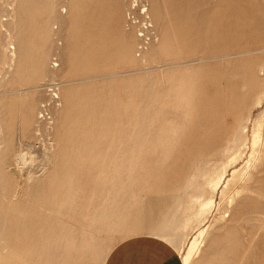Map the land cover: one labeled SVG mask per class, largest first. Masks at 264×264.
<instances>
[{"label": "rangeland", "instance_id": "obj_1", "mask_svg": "<svg viewBox=\"0 0 264 264\" xmlns=\"http://www.w3.org/2000/svg\"><path fill=\"white\" fill-rule=\"evenodd\" d=\"M34 211L264 264V0H0V243Z\"/></svg>", "mask_w": 264, "mask_h": 264}, {"label": "crops", "instance_id": "obj_2", "mask_svg": "<svg viewBox=\"0 0 264 264\" xmlns=\"http://www.w3.org/2000/svg\"><path fill=\"white\" fill-rule=\"evenodd\" d=\"M20 215L3 216L0 264H182L168 241L151 234L111 242L107 251L105 226L89 214Z\"/></svg>", "mask_w": 264, "mask_h": 264}, {"label": "bare ground", "instance_id": "obj_3", "mask_svg": "<svg viewBox=\"0 0 264 264\" xmlns=\"http://www.w3.org/2000/svg\"><path fill=\"white\" fill-rule=\"evenodd\" d=\"M134 2V1H133ZM129 6H132V4H129ZM242 8H244V7H242ZM129 10V9H128ZM241 14V13H240ZM236 16H239V15H236ZM246 16V15H245ZM233 17V16H232ZM115 19L119 22L121 19H122V15L117 11L116 12V15H115ZM248 19V18H247ZM120 23V22H119ZM21 46H23L21 43H18V46H17V50H14L13 52L14 53H17L18 55L19 54H21V52L22 53H24V54H26V53H28L29 52V50H27V49H25V48H22L21 49ZM190 61V60H189ZM59 66V65H58ZM244 127V126H243ZM243 136V135H242ZM239 138V137H238ZM240 141V140H239ZM207 143V142H206ZM230 145V144H229ZM226 146V145H225ZM230 152H231V150H230ZM20 156V155H19ZM22 156H24V155H22ZM17 157H18V155H17ZM16 157V158H17ZM25 158V157H24ZM24 158H22V159H19V161H20V163H21V165L23 164V168L25 167L24 166V164H26V163H28V162H26L25 161V159ZM32 158V157H31ZM127 158V157H126ZM34 159V158H33ZM128 159V158H127ZM257 158L255 157V159H254V162H255V160H256ZM35 160V159H34ZM33 160V161H34ZM52 160V159H51ZM16 161H18V160H16ZM31 161V160H30ZM46 161H50V158H47L46 159ZM48 163V162H47ZM249 164V163H248ZM27 166V165H26ZM37 166V165H36ZM121 167V166H120ZM22 168V169H23ZM118 169H119V166L117 167ZM48 169V168H47ZM47 171V170H46ZM131 171V170H130ZM247 174V171H245V172H243V177L245 176ZM129 175V174H128ZM133 176L130 174V176H129V178H132ZM221 179V178H220ZM219 179V180H220ZM242 179V178H241ZM249 179V178H248ZM250 180V179H249ZM251 180H253V179H251ZM246 182V181H245ZM218 183V182H217ZM234 189V188H233ZM230 191H232V190H230ZM229 191V192H230ZM231 193V192H230ZM207 203V202H206ZM206 203L204 204V205H206ZM236 203V202H235ZM236 204H238V203H236ZM41 205V204H40ZM203 205V204H202ZM202 205L200 206V207H202ZM208 207V206H207ZM47 208V207H46ZM206 208V207H205ZM205 208H204V210H205ZM50 209V208H49ZM201 209V208H200ZM203 209V208H202ZM240 209V208H239ZM38 210V209H37ZM56 210V209H55ZM236 209H234V211H235ZM41 211V210H40ZM203 212V211H202ZM205 212V211H204ZM242 212H244L243 210H242ZM49 213V212H48ZM32 214H42V212H36V211H34ZM231 214H233V213H231ZM242 214V213H241ZM20 215V214H19ZM24 215V214H23ZM21 216V215H20ZM47 216V215H46ZM49 216V215H48ZM200 216V215H199ZM235 215H234V217H232V216H229V213L227 214V213H225V215H224V217H223V222L225 223V224H229V223H232V222H234L235 221ZM243 218V217H242ZM51 220V219H50ZM0 221H1V219H0ZM47 221V220H46ZM54 221V220H53ZM3 222V221H2ZM49 222V221H48ZM47 222V223H48ZM237 222V226L239 225L238 224V221H236ZM103 223V222H102ZM235 223V222H234ZM233 223V224H234ZM233 224H231L232 226H234ZM22 225H24V224H22ZM55 225V224H54ZM105 225V224H104ZM224 226V225H223ZM223 226H222V224L221 225H218V227H221V228H223ZM232 226H231V228H232ZM262 226V225H261ZM51 227V226H50ZM236 227V225L234 226V228ZM220 228V229H221ZM231 228H229L228 230V232H226V234H225V237L224 238H222L221 237V239H222V241H223V239L225 240V242H227L226 244H228V245H230V248L231 249H229V250H231V256L232 255H234L233 257L235 258V254H237V252L238 251H240V249L242 250V251H240L241 253L243 252V248L241 247V245L239 244V241L241 240L240 239V237H238V235L236 234V232H235V230L233 231ZM1 229V228H0ZM55 229V228H54ZM57 229V228H56ZM238 229V228H237ZM236 229V230H237ZM207 230V227L202 231V233L203 232H207L206 231ZM219 230V229H218ZM24 231H26V230H24ZM210 232V231H209ZM240 231H238V233H239ZM243 232V231H242ZM2 233V232H1ZM19 233V232H18ZM50 233V232H49ZM69 233V232H68ZM71 233V232H70ZM3 234V233H2ZM53 235V234H52ZM71 235V234H70ZM221 235V234H220ZM242 235V234H241ZM247 235H249V234H247ZM59 236V235H58ZM67 236V235H66ZM69 236V235H68ZM219 236V235H218ZM243 236V235H242ZM245 236H246V234H245ZM42 237V236H41ZM57 237V236H56ZM216 237V236H215ZM215 237H214V239L212 240V243H217V241H215ZM69 238V237H68ZM212 238H213V236H212ZM254 238V237H253ZM1 239H3V235H2V237H1ZM4 239H8V237L7 238H4ZM28 239V238H27ZM51 239H52V237H51ZM50 239V240H51ZM67 239V238H66ZM219 239L220 238H218V241H219ZM63 240H64V238H63ZM70 240H71V238H70ZM75 240V239H74ZM81 240V239H80ZM210 240V241H211ZM4 243H5V241L4 240H2ZM56 241H58V240H56ZM61 241V240H60ZM214 241V242H213ZM50 242V241H49ZM63 242V241H62ZM62 242H61V244H62ZM76 242V241H75ZM81 242H83V241H81ZM85 242V241H84ZM221 242V241H220ZM58 243V242H57ZM65 243V242H64ZM80 243V242H79ZM86 243V242H85ZM223 243H224V241H223ZM238 243V244H237ZM240 243H241V241H240ZM52 244H54V243H52ZM51 244V245H52ZM59 244H60V242H59ZM69 244H71V243H69ZM74 244V243H73ZM78 244V243H77ZM222 244V243H221ZM5 245V244H4ZM57 245V244H56ZM67 245V244H66ZM84 245H86V244H84ZM222 245H224V244H222ZM227 245V247H229ZM243 245V244H242ZM38 246V245H37ZM48 246V245H47ZM211 246H213V245H211ZM250 246V245H249ZM81 247H84V246H81ZM111 248V247H110ZM110 248H108L107 249V251H109V249ZM222 248V247H221ZM105 249V248H104ZM217 249V248H216ZM219 250V249H218ZM218 250H215V252H217ZM238 250V251H237ZM26 251H28V250H26ZM226 251V250H225ZM246 251H248V250H246ZM215 252H214V254H215ZM218 252H221L222 253V251L220 250V251H218ZM34 253V252H33ZM228 253V252H227ZM239 253V252H238ZM220 254V253H219ZM13 255V254H12ZM24 255V254H23ZM50 255V254H49ZM54 255V254H53ZM57 255V254H56ZM221 255V254H220ZM228 255V254H227ZM65 256V255H64ZM213 256V255H212ZM219 256V255H218ZM224 256V255H223ZM242 256V255H241ZM26 257V256H25ZM56 257V256H55ZM220 257V256H219ZM226 257V256H225ZM245 257V254L243 255V257L242 258H244ZM223 258V257H222ZM221 258V259H222ZM57 259V258H56ZM228 260V259H227ZM232 260V259H231ZM242 261V260H241ZM219 263V262H218Z\"/></svg>", "mask_w": 264, "mask_h": 264}]
</instances>
